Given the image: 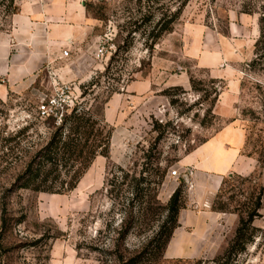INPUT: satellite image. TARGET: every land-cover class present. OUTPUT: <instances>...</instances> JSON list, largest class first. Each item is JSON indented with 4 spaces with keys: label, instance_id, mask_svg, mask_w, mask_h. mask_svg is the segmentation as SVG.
I'll return each instance as SVG.
<instances>
[{
    "label": "rangeland",
    "instance_id": "obj_1",
    "mask_svg": "<svg viewBox=\"0 0 264 264\" xmlns=\"http://www.w3.org/2000/svg\"><path fill=\"white\" fill-rule=\"evenodd\" d=\"M175 1L178 5L174 6ZM184 1L188 0H162V4L170 2L175 11ZM68 2L86 11L88 22L83 27L89 28V35L82 47L52 49L39 74L23 71L20 53L10 60L0 53V86L7 87L5 96L0 93V264H122L120 258L123 262L136 258L142 264H225L213 261L234 238L240 220L250 216L256 230L253 242L228 264H264V73L248 71L260 34L259 15L241 13L243 6L259 8L264 0H189L173 33L151 51L145 46L144 27L133 33L142 18L135 1ZM69 21L66 25L75 26ZM9 31L8 20L0 27V42ZM33 75L38 77L30 89L11 91V86L16 88ZM182 75L189 82L193 78L204 83L203 88L211 93L214 88L220 91L211 113L207 112L209 102L199 105L201 95L192 91L191 84L188 90L183 88L184 93L171 98L163 95L172 88L166 84ZM144 80L152 84L147 94L126 93L130 84ZM65 86L71 93L62 108L63 118L41 117L40 94L55 96ZM117 98L115 121L108 125L113 131L118 124L124 129L116 147L118 159L126 160L124 165L111 163L110 154L98 156L107 159L105 164L94 161L67 195L34 193L15 185L68 112L77 106L105 122L106 108ZM171 99L178 103L173 106ZM156 123L167 126L159 148V166L167 174L161 186L151 184V189L156 188L149 198L152 208L165 206L187 177L184 210L199 215L211 209L220 216L203 232L205 247L200 249L205 250L200 258L166 259L154 241L163 212L158 210L154 219L145 220L139 211L147 203L140 205L142 199L122 185L149 177L146 170L151 167L145 156L158 137ZM69 129L63 130V137ZM228 130L232 142L235 136L243 139L237 157L243 171L233 166L212 204L198 207L189 179L193 169L183 163ZM173 171L179 176L172 177ZM220 207L225 210L215 211ZM122 229L129 231L127 236L120 235Z\"/></svg>",
    "mask_w": 264,
    "mask_h": 264
},
{
    "label": "trees",
    "instance_id": "obj_2",
    "mask_svg": "<svg viewBox=\"0 0 264 264\" xmlns=\"http://www.w3.org/2000/svg\"><path fill=\"white\" fill-rule=\"evenodd\" d=\"M21 1L0 0V27L2 23L8 20L10 24L11 18L21 12ZM133 1H135L136 6L139 8L138 13L142 15L141 24L133 33L138 32L139 29L144 27V42L146 48L150 51L154 50L155 46L165 35L173 33L175 25L180 20L185 7L189 3V0L184 1L173 11V5L169 4L170 2L162 4V0ZM175 5H178L177 1H175ZM143 9L145 12H142ZM241 13L252 16L259 15L258 25L260 34L255 43L254 58L248 63V71L250 73H264V4L259 8L247 5L243 6ZM131 34L132 32L129 35ZM210 83L217 84L218 81L211 80ZM190 84L192 91L201 95L199 105L210 103V109L207 112L211 113L219 98L220 91L214 88L211 93L203 88L204 83L198 82L193 78L190 79ZM174 93H184V90L182 87H172L164 91L163 95L171 98L174 96ZM213 95L215 97L211 100ZM177 103L178 100L171 99L173 106ZM67 126L70 127L69 133L63 137L62 132ZM165 128L167 126L158 123L154 126V132L158 133V137L149 150L148 155L145 156L151 167L146 170L149 173V177L145 178L141 176L139 179L134 180V182L132 180L131 183L124 182L122 184L123 186L127 185L128 193L136 196V199H142L140 205L147 203V207L139 211V213L143 211L142 216L145 220L154 219L158 210L163 212L164 220L160 231L154 237V241L160 244V253L166 251L174 232L179 227L180 213L186 208L185 180L183 179L181 187L174 192L165 206L154 210L151 206L152 202L149 199L152 197L151 194L156 191V188L151 189V184H155L156 187L161 186L167 174V170H162L159 166L161 156L159 148L165 136ZM112 133L113 128L106 121L100 123L91 113L80 110V107L76 106L64 116L63 125L58 128L50 142L35 153L24 171L17 178L15 185L19 189L30 190L34 193L67 195L73 192L98 156L109 157ZM127 178L128 175H126L125 179ZM151 178H154V181L151 182ZM147 198L148 202H145L144 200ZM224 210L225 208L220 207L215 211L223 212ZM132 212H130V218L134 220ZM4 213H6V208H4ZM253 222L254 218L252 216L247 221L241 219L234 238L222 254L217 256L213 262L228 264L230 261L244 254L248 245L254 239L256 230L252 226ZM3 223L6 224V221L3 220ZM128 232L127 229H122L120 235L123 236L125 234L127 236ZM120 261L122 264H142L136 258L128 262H123V259L120 258Z\"/></svg>",
    "mask_w": 264,
    "mask_h": 264
},
{
    "label": "crops",
    "instance_id": "obj_3",
    "mask_svg": "<svg viewBox=\"0 0 264 264\" xmlns=\"http://www.w3.org/2000/svg\"><path fill=\"white\" fill-rule=\"evenodd\" d=\"M74 21L75 26L66 25V22ZM86 11L78 3H70L68 0H30L21 5V12L14 15L10 20V31L0 42V53L7 55L11 59L13 54H21L22 63L25 66L23 71H32L39 74L46 65L47 57L52 49L62 47L79 48L83 46L89 35V28L83 26L87 23ZM233 33V29L230 28ZM50 59V58H49ZM208 59L203 57L202 60ZM17 84L11 91H26L36 82L38 75L32 76ZM8 86V85H7ZM166 87L190 88V82L185 75H182L174 82H169ZM152 89L150 81L134 82L126 88V93L144 96ZM6 86H0V93L5 96ZM118 98L113 99L105 111L106 123L113 125L115 121L116 104ZM124 129L120 125L114 129L110 142L109 161L122 166L123 159H118L116 147L121 144V133ZM228 133V134H227ZM232 142L231 133L228 131L221 133L209 144L198 150L191 156L193 164L183 163L184 166L191 167L190 180L194 193L195 204L198 207L206 203L212 204L214 198L222 187L224 177L233 170V166H238L237 157L242 147L243 139L240 137ZM209 152V153H208ZM104 159L97 158L95 162L100 165L105 164ZM238 169L240 173L242 167ZM218 214L210 209L207 213L197 214L192 210H183L179 217V227L169 242L165 251L166 259H195L204 256L205 249L204 233L209 229L213 221H218Z\"/></svg>",
    "mask_w": 264,
    "mask_h": 264
},
{
    "label": "built area",
    "instance_id": "obj_4",
    "mask_svg": "<svg viewBox=\"0 0 264 264\" xmlns=\"http://www.w3.org/2000/svg\"><path fill=\"white\" fill-rule=\"evenodd\" d=\"M100 54L103 55V52L100 51ZM69 53L66 51L64 56H68ZM71 90L69 87L65 86L64 88L59 87L56 90L55 96H50L47 94H40L39 96V113L41 117L48 119L52 118L54 120H60L63 118V105H67L70 101ZM172 177H178V172L173 171L171 173Z\"/></svg>",
    "mask_w": 264,
    "mask_h": 264
},
{
    "label": "water",
    "instance_id": "obj_5",
    "mask_svg": "<svg viewBox=\"0 0 264 264\" xmlns=\"http://www.w3.org/2000/svg\"><path fill=\"white\" fill-rule=\"evenodd\" d=\"M188 178L187 177H185V180H187Z\"/></svg>",
    "mask_w": 264,
    "mask_h": 264
}]
</instances>
